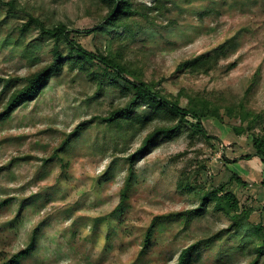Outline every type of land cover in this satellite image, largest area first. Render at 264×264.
<instances>
[{"label":"rangeland","instance_id":"1","mask_svg":"<svg viewBox=\"0 0 264 264\" xmlns=\"http://www.w3.org/2000/svg\"><path fill=\"white\" fill-rule=\"evenodd\" d=\"M10 1L16 2L15 9L9 10ZM175 1L169 2L170 15L160 17L153 31L144 27L135 41V49L146 52L145 79L160 82L174 97L184 86L205 92L230 88L235 98L244 95L259 71L250 101L255 111L264 112V0ZM96 2L0 0V78L15 80L6 88L0 81V112L20 86L17 78L52 58L53 41L42 39L37 29L22 38L24 45L40 44L35 67L14 53V40L31 15L49 26L63 22L84 48L107 53L110 34L86 33L104 14ZM138 2L151 6L153 0ZM214 6L217 14L199 16ZM234 36V46L217 71L198 76L176 71L181 61ZM63 49L68 52L66 43ZM233 62L236 67L227 71ZM115 82L123 84L121 79ZM126 100L111 76L100 87L91 75L66 68L36 100L0 120V203L10 199L0 208V264L25 249L33 235L36 248L23 264H178L188 247L192 249L186 264H264V161L256 155L245 159L255 150L251 136L233 130L243 124L240 119L224 110L223 121L205 117L206 130L218 140L191 137L188 129L171 140H159L136 158L130 187L125 189L130 176L127 157L148 130L128 135L125 141L122 132L98 117ZM187 103L182 97L181 106ZM137 112L151 111L141 104ZM83 122L87 125L74 134ZM243 125L247 127V122ZM233 173L249 185L235 183ZM182 178L200 192H182ZM218 187L237 196L240 211L251 210L250 221L260 233L229 229L230 218L212 207L189 216L201 196Z\"/></svg>","mask_w":264,"mask_h":264},{"label":"trees","instance_id":"2","mask_svg":"<svg viewBox=\"0 0 264 264\" xmlns=\"http://www.w3.org/2000/svg\"><path fill=\"white\" fill-rule=\"evenodd\" d=\"M185 1L189 2L191 0ZM169 2L176 4L175 0H153L151 6L139 3L138 0H97L95 6L104 14L102 20L93 28L87 29L86 33L106 32L110 34L106 54L101 52L95 54L84 48L77 39L71 37L74 31H71L65 23L60 22L49 26L40 18L31 15L27 22L20 27L19 38L14 40V53L20 55L29 61L32 67H35L33 63L40 60V44L33 41L24 45L22 38H25L29 31L37 29L42 39L53 41V47L50 50L52 58L39 68L32 70L27 76L17 78L16 81L21 80V84L13 90L7 99L2 112H0V120L8 119L16 109L36 100L50 84L52 78L61 75L68 68L70 72L80 70L91 75L100 87L106 76H111L114 87L118 88L121 95L126 97L127 100L114 106L107 115L98 118L109 127H114L122 132L125 141L128 140V135L130 137L140 131L148 130L141 145L127 157L130 165V176L125 189L130 187L131 174L136 158L150 151L159 140H171L182 130L187 129L191 137L199 134L207 140H218L216 136L208 133L203 119L211 116L223 121L221 110H224L231 118H239L243 124L247 122V127H244L243 124L233 127L237 135L246 134L252 138L255 152L246 155L245 159H250L256 155L264 161V125L262 123L260 124L261 131L257 132L259 122L264 121V112L255 111L250 101L254 84L259 77V71L251 79L244 95H238L235 98L233 97V90L230 88L205 92L190 90L184 86L180 88L178 95L174 97L165 92V88L160 82L145 79L146 52L143 49H135V41L140 34L144 33L142 30L144 27L153 31L158 26L160 17L165 18L170 15L172 7ZM7 5L10 6L9 10L17 7L15 1L7 2ZM218 12L219 10L215 6L207 7L199 16L203 18ZM235 39L236 36L209 52L181 61L177 65L176 71L192 76L209 75L217 71L222 64V59L228 56V49L234 46ZM63 43L68 46L67 53L63 49ZM115 46L117 47L115 48ZM133 52L137 53L139 57H132ZM140 55H143V57H140ZM236 65V62L229 64L227 71L234 69ZM118 79H121L123 84L115 82ZM13 80V78H0L5 88ZM182 97L188 98L186 107L181 106ZM141 104L150 109V114L137 112ZM86 125L87 122L79 124L73 133H78L81 127ZM60 159L64 161L62 157ZM224 160L230 161L225 157ZM232 178L238 185H249V182L237 173H233ZM261 184L264 186V180ZM179 189L186 194L200 192L190 180L183 178L179 183ZM126 192L127 190H124V196ZM9 203L10 199L1 202L0 208L9 205ZM209 207L226 214L230 218L229 229L260 233V229L250 221L251 210L240 211V201L232 191H225L223 188L218 187L205 192L201 196L199 207L189 210L188 214L189 216L192 214L199 215ZM158 219L156 218L148 229L144 240L145 248L151 240ZM36 240V235H33L25 249L17 252L2 264H23L24 260L34 252ZM191 249L192 247H188L182 251L178 264L187 263Z\"/></svg>","mask_w":264,"mask_h":264}]
</instances>
